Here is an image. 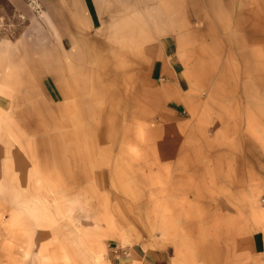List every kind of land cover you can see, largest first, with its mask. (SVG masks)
I'll return each mask as SVG.
<instances>
[{
  "label": "rangeland",
  "instance_id": "obj_1",
  "mask_svg": "<svg viewBox=\"0 0 264 264\" xmlns=\"http://www.w3.org/2000/svg\"><path fill=\"white\" fill-rule=\"evenodd\" d=\"M21 1L0 0V44L24 40L32 70L0 78V264H119L135 243L149 255L136 264H264V175L224 191L158 167L159 122H134L120 79L60 77L54 17Z\"/></svg>",
  "mask_w": 264,
  "mask_h": 264
},
{
  "label": "crops",
  "instance_id": "obj_2",
  "mask_svg": "<svg viewBox=\"0 0 264 264\" xmlns=\"http://www.w3.org/2000/svg\"><path fill=\"white\" fill-rule=\"evenodd\" d=\"M41 2L44 15L54 17L50 25L63 56L59 76L78 87L84 79L88 87L96 85L90 79H120L125 103L135 98L134 122H159L151 129L158 167L171 174L220 176L224 191L260 182L264 0ZM25 51L24 40L0 44V78L31 73ZM65 54L71 56L70 70ZM96 62L106 64V75L95 69ZM186 216L179 213L175 221H188ZM123 256L119 264L149 259L143 243L127 247ZM117 259L111 255L106 264Z\"/></svg>",
  "mask_w": 264,
  "mask_h": 264
},
{
  "label": "built area",
  "instance_id": "obj_3",
  "mask_svg": "<svg viewBox=\"0 0 264 264\" xmlns=\"http://www.w3.org/2000/svg\"><path fill=\"white\" fill-rule=\"evenodd\" d=\"M261 204H263V205H264V198H262V199H261Z\"/></svg>",
  "mask_w": 264,
  "mask_h": 264
}]
</instances>
